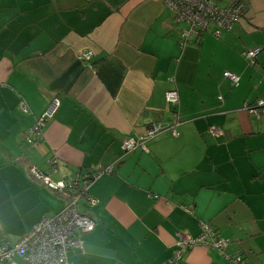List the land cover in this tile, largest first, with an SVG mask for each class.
Listing matches in <instances>:
<instances>
[{
  "label": "crops",
  "instance_id": "1",
  "mask_svg": "<svg viewBox=\"0 0 264 264\" xmlns=\"http://www.w3.org/2000/svg\"><path fill=\"white\" fill-rule=\"evenodd\" d=\"M245 1L231 28L181 43L188 23L163 0H0V242L66 202L29 165L56 179L112 165L86 190L94 202L80 196L95 226L69 264H169L176 234L198 237L203 222L231 241L223 251L231 257L205 243L176 264H237V254L264 264V106L245 107L264 100V0ZM256 46L249 63L242 50ZM55 96L40 138L27 141L24 130ZM166 119L177 134L146 139L147 151L123 148L122 139ZM210 123L222 133H206ZM98 235L99 254L90 247Z\"/></svg>",
  "mask_w": 264,
  "mask_h": 264
},
{
  "label": "built area",
  "instance_id": "2",
  "mask_svg": "<svg viewBox=\"0 0 264 264\" xmlns=\"http://www.w3.org/2000/svg\"><path fill=\"white\" fill-rule=\"evenodd\" d=\"M165 5L173 10L175 21H186L188 27L182 31L181 43L190 33L197 34L203 30L211 29L212 33L219 35L221 30L229 28L235 20L240 18L245 9V0H231L226 5H218L214 0H163ZM258 48L250 51L253 58ZM80 58L89 59L92 55L91 50L82 51ZM247 56V52H246ZM236 73L225 70L224 75L228 77L230 82L237 83L239 76L235 78L232 75ZM233 84V83H232ZM221 96H219L220 98ZM166 100L175 104L178 102V92L176 89H169L165 93ZM59 104V98L53 97L44 111L36 118L35 122L24 133L25 139L35 141L41 136V127L45 121L52 116L54 110ZM19 105L23 110H27L26 103L19 101ZM259 106H264V100L260 99L253 105L245 104L249 110L258 112ZM154 121L148 126L144 132L136 136H129L122 139V146L125 150L138 145H145V140L155 134L163 131L166 127L165 123ZM164 127V128H163ZM174 134L177 130L174 125L171 126ZM211 132H221L222 127L211 124ZM29 173L34 177L58 192H64L67 200L64 206L53 215H43L33 226L14 242H8L4 239L0 242V264H69L68 251L70 249H83V240L81 234L90 232L94 228V221L89 215L82 213L78 209L80 196L87 190L91 181L100 173H110L112 165H99L93 169L92 175L89 171L78 174L74 179H56L54 180L48 172L42 170L38 166L29 165ZM87 200L94 202V197H87ZM204 228L209 231L211 236L210 245L217 248L219 253L225 250L228 239H216L211 233L207 225ZM182 234L178 233L177 244L180 248L177 255L171 260V264H175L180 256L181 249L187 246L207 243L204 236L196 239L185 238L181 240Z\"/></svg>",
  "mask_w": 264,
  "mask_h": 264
},
{
  "label": "rangeland",
  "instance_id": "3",
  "mask_svg": "<svg viewBox=\"0 0 264 264\" xmlns=\"http://www.w3.org/2000/svg\"><path fill=\"white\" fill-rule=\"evenodd\" d=\"M181 22H183V23L186 25V21H181ZM188 25H189V24H188ZM254 48H258V46H256V47H248V48H245V49L242 50V55L244 56V58H246V60H247L249 63H253V62L255 61V57L251 58V55H250V51L254 50ZM246 52H247V56H246ZM236 75H238V74H236ZM236 75L234 74V75H232V77L235 78ZM232 83H233V84H238V82H237V83L232 82ZM218 97H219V96H218ZM154 121H158V122H159V123H158L159 126L162 127L161 124H160V122H162V120H151V121L147 124L146 128H147L148 126H150L151 123L154 122ZM211 124H216V123H210V124H208V126H207L206 129H205V132H206V133H208L209 135H212V136H217V135H219V134L222 133V131H221V132H211V131H210V133H209L207 130L210 129V125H211ZM216 125L221 126L220 124H216ZM163 128H164V127H163ZM161 132H162V131H161ZM133 136H136V135H133ZM149 138H151V137H148L147 139H149ZM145 141H146V140H145ZM137 147L140 148V149L143 150V151H147V150H148L147 145H146V143H145V145H143V146L136 144L135 147H132V148L128 149V151H129V150H132V149H134V148H137ZM52 178H53V177H52ZM53 179L56 180V178H53ZM64 204H65V203H64ZM64 204H63L62 206H60L58 210H56L55 212H53L52 214H50V216L53 215V214H55V213H57V212H58V211L64 206ZM85 206L88 207L89 205H88L87 203H85V202H82V201L78 203V208H79L81 211H84V210H85L84 212L87 211V208H86ZM188 210H189V209H188ZM178 233H180V232H178ZM178 233H177V235H178ZM180 234H182V236H181V240L187 238L186 236L189 237V235H185L184 233H180ZM189 238H191V237H189ZM82 240H83V242H84V241H85V238L83 237ZM207 240H208V239H207ZM204 244H205V243H204ZM105 245H106L105 238H102V239H101V237L98 235V236H96V237L93 239V242L91 243L90 247H91V246H92V247H96L97 254H99V252L102 251V249H103V247H104ZM195 246H196V245H192V246H190V247L187 246L186 249L181 250V251H180V256L178 257V260H180V259L183 257V255H184L185 252H187L188 250L192 249V248L195 247ZM73 251H78V252H76V253L81 254V252H80L79 250H76V249H70V250L68 251L69 257H71V252H73ZM217 251H218V250H217ZM71 258L73 259V257H71ZM97 258H99V257L96 256L95 259H97ZM173 259H174V257L172 256V257L170 258V260H173ZM75 260L78 261L79 264H87V262H88L87 260L82 259V258H76ZM92 260H94V257H92ZM88 264H89V263H88Z\"/></svg>",
  "mask_w": 264,
  "mask_h": 264
},
{
  "label": "trees",
  "instance_id": "4",
  "mask_svg": "<svg viewBox=\"0 0 264 264\" xmlns=\"http://www.w3.org/2000/svg\"><path fill=\"white\" fill-rule=\"evenodd\" d=\"M246 2V1H245ZM219 5V4H218ZM222 6V5H221ZM246 9H247V3H246ZM246 9H245V11H246ZM245 11H244V13H245ZM244 13H243V15H244ZM238 20V19H237ZM236 21V20H235ZM200 34H202V33H200ZM200 34H198V35H200ZM198 35H196V36H198ZM257 54V53H256ZM255 54V55H256ZM246 59V58H245ZM225 77L228 79V77L225 75ZM229 80V79H228ZM231 83V82H230ZM231 85H232V83H231ZM219 98V97H218ZM246 104L249 106V105H253V104H255V99L254 100H247V102H246ZM19 107H20V105H19ZM247 108V107H246ZM20 109L21 110H23L21 107H20ZM248 109V108H247ZM173 110H176V107H173ZM249 110V109H248ZM23 111H26V110H23ZM249 111H251L252 112V110H249ZM36 120V119H35ZM35 120H34V122H35ZM33 122V123H34ZM164 123H165V125H166V127H167V129H170L171 130V126L172 125H175V124H172L173 123V121H171V120H168V119H166V120H164L163 121ZM32 123V124H33ZM31 124V125H32ZM172 124V125H171ZM30 125V126H31ZM29 126V127H30ZM29 127H27L25 130H24V133L29 129ZM166 129V128H165ZM164 129V130H165ZM172 131V130H171ZM173 133V132H172ZM174 134V133H173ZM24 137H25V135H24ZM27 140V139H26ZM28 141V140H27ZM29 142H33V141H29ZM93 169H95V168H92V169H89L88 171L90 172L89 174H91L92 175V173H93ZM60 193H62V194H65L64 192H60ZM66 195V194H65ZM89 196V194H88V192L86 193V191L82 194V198H84V200H87V199H85V198H87ZM67 195H66V200H67ZM80 199V198H79ZM88 201V200H87ZM86 214V213H85ZM88 215V214H87ZM204 224H207L208 226H210L208 223H205V222H203ZM94 226H95V224H94ZM94 229V228H93ZM210 231H211V233L213 234V236L216 238V239H221L222 237H220L219 235H217L216 233H215V231L212 229V227L210 226ZM91 232V231H90ZM209 231H207L205 228H203L202 227V229H201V234L202 233H204V234H206L207 235V233H208ZM200 235V234H199ZM203 235V234H202ZM176 237H177V239H178V235L176 234ZM197 237H193V239H196ZM207 239H208V241H207V244L209 245V243H210V239H211V236L208 234L207 235V237H206ZM176 239V240H177ZM230 243H231V241L228 239V244H227V246H226V248L230 245ZM211 248H213V249H216V250H218L217 248H214V247H212L211 245H209ZM180 248L178 247V244H177V241H176V245H175V248H174V250H173V254H172V256L173 257H175V253H176V255H177V250H179ZM181 250H184V249H181ZM221 254V253H220ZM225 256H228V257H231L229 254H228V252H227V254H225V253H223ZM171 256V257H172ZM232 258L233 259H235V261H237V264H250L249 263V261H245L242 257H241V255L240 254H237V255H233L232 256ZM178 261V260H177ZM176 261V262H177ZM171 262V260L170 261H168L167 263H169V264H171L170 263ZM176 264V263H175Z\"/></svg>",
  "mask_w": 264,
  "mask_h": 264
},
{
  "label": "bare ground",
  "instance_id": "5",
  "mask_svg": "<svg viewBox=\"0 0 264 264\" xmlns=\"http://www.w3.org/2000/svg\"><path fill=\"white\" fill-rule=\"evenodd\" d=\"M232 26V25H231ZM231 26L229 27V28H231ZM229 28H227V29H229ZM204 31H210L211 33H212V31H211V29H207V30H203V31H201V32H199V33H197V34H194V35H198V34H200V33H203ZM213 34V33H212ZM213 35H215V34H213ZM215 36H218V35H215ZM257 53V52H256ZM255 57V56H254ZM223 75H224V72H223ZM225 76V75H224ZM238 81H239V79H238ZM232 85H237V84H232ZM88 197H90V196H88ZM86 199V198H85ZM80 202V201H79ZM204 225H207V224H202V226L201 227H203L204 228ZM208 226V225H207ZM208 228H210L209 226H208ZM203 234V235H202ZM201 235H199L197 238H199V237H201V236H204V239L205 240H207V235L206 234H204V233H202Z\"/></svg>",
  "mask_w": 264,
  "mask_h": 264
},
{
  "label": "water",
  "instance_id": "6",
  "mask_svg": "<svg viewBox=\"0 0 264 264\" xmlns=\"http://www.w3.org/2000/svg\"><path fill=\"white\" fill-rule=\"evenodd\" d=\"M243 16V15H242ZM147 113H149V112H147ZM256 113H258V112H256Z\"/></svg>",
  "mask_w": 264,
  "mask_h": 264
}]
</instances>
